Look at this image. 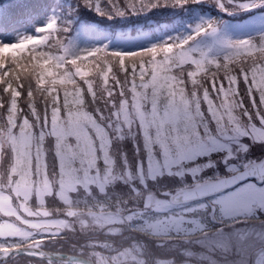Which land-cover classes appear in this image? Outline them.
<instances>
[{"label": "snow or ice", "instance_id": "obj_1", "mask_svg": "<svg viewBox=\"0 0 264 264\" xmlns=\"http://www.w3.org/2000/svg\"><path fill=\"white\" fill-rule=\"evenodd\" d=\"M201 2L79 0L109 19ZM204 2L228 15L264 6V0ZM33 9V0H0V32L12 29ZM221 24L209 20L186 37L132 51L104 45L70 52L63 35L67 25L52 18L36 29L37 35L0 42V264H85L88 245L76 243L75 227L46 230L39 221L62 225L72 216L69 206L76 198L108 194L93 183L73 185L61 179L65 169L82 171L86 137L91 139L89 151L96 153L92 172L103 174L110 158L113 170L119 167L139 178L153 158L168 162L190 156L194 158L181 162L187 170L180 182L194 185L220 176L234 181L191 205L246 190L264 194V174H245L252 163H264V157H251V144L236 139L247 136L253 144H264V12L239 22L238 27L255 30L242 39H220ZM203 33L219 40L222 56L190 44ZM224 135L235 144L226 153L216 152ZM125 141L132 143L137 157L135 170L127 154L113 148ZM29 171L34 182L38 175L47 177L44 188L29 189Z\"/></svg>", "mask_w": 264, "mask_h": 264}, {"label": "rangeland", "instance_id": "obj_2", "mask_svg": "<svg viewBox=\"0 0 264 264\" xmlns=\"http://www.w3.org/2000/svg\"><path fill=\"white\" fill-rule=\"evenodd\" d=\"M37 2H39V0H33L34 6H35V3ZM36 12L39 14L38 9H36ZM35 18L37 20L36 22H39V18L37 16H35ZM184 21H186V19H183L181 21V25L183 27H184ZM237 25L238 24H235L234 26L227 25V27H224L222 31H219L220 39H225V40L230 39L231 33H236L235 36H243V34L255 31L254 29H250V28H240ZM10 30L13 33L21 32V31L23 34L29 33V30L26 29V27H24L23 24H20V25L18 24L17 27L14 26ZM204 37L203 39H201L200 42H198V44L194 45L197 48V51L203 49L210 56H217L220 54H224L225 49L219 43L218 39H215L212 36V34L208 37H205V38ZM236 129L238 132L243 133V129L240 126L237 125ZM213 138L215 139V137ZM236 139H242L243 143L251 144V147L253 149L252 152H254L253 154L259 153L258 151H256L255 147H253L257 144H253L248 139L247 136H243L242 138L238 137ZM234 144H235V140L232 136L224 135V136H221L217 140L216 148H214L213 150L215 151L223 150L227 152L230 148L234 146ZM90 145H91V139L86 137L85 140L82 141V149L80 153V157L86 158V161L82 162V166L84 165V166L89 167V171L91 168H94L93 166L96 161L93 149L89 151ZM192 158L194 157L181 156L174 160L170 159L168 162H166L163 159H161L160 161H157L156 159L153 158L150 161V163L147 165L148 166L147 175L149 179L146 180L145 175H143L142 177H139V179L141 180V183L138 185H134L133 188L141 187L144 189V191L150 190L153 193H156V191L159 188H161L160 185L163 184L167 179L165 176H162L163 175L162 173H165V174L171 173L174 170L173 166H176V164L178 163L181 164L182 161L186 162L187 160L192 159ZM103 174L104 175H101V177L98 176L100 174H97V177L95 178L86 176L84 177L83 180L71 179V184L93 183L99 188H102L104 184H112V182L121 180V177H118V178L111 177L110 175H112L113 173L110 170H108V173L106 174L103 173ZM177 174L182 175L183 172L179 171ZM132 177L133 176H130V175H124L123 179H128ZM156 177H160L158 184L150 185L149 181H155V179H157ZM25 182L27 186L29 187V189H31L29 180L26 179ZM138 192H139L138 189L134 191L135 194H138ZM225 195H230L228 198L229 200L224 199ZM225 195L222 196L220 199L216 200V202L221 206V209L223 211L225 210L230 211L236 205L235 199H239V203H238L239 208L234 209V210L243 211V210H246L245 207H248L247 208L248 211L251 210V212H254L255 208H258L264 213V194H261L259 192H255L252 190H246L240 195H232V194H225ZM229 201H232V203H230ZM170 203H171L170 196L167 198H158V197L150 196L149 198L146 197L145 200L142 202V204L138 203L137 205H135L132 211L131 210L129 211L126 208L127 212L124 214L123 217H118V216L117 217L110 216V217H103V218L97 217V219H94V221L96 222V224L100 223V227H102L104 223L108 222L104 230L105 235H111V234L120 235L122 231V224L125 223V221H133L135 219L144 220L143 224L145 226V229H148L154 234L168 233V231H174L175 229H179V228H181V230L186 231V232H190L191 230H194L195 228L189 229L187 227L188 226L187 224L190 221L189 219L190 215L195 214L196 212V210H194L196 209L194 208L195 205L186 204V205L174 206ZM228 214H230V212ZM233 216L235 215H232L229 218H232ZM114 220L116 221L115 228H112V223L114 222ZM49 223L55 224L56 222H54V220H49ZM191 224L194 225L195 222H191ZM100 245L103 246L102 244ZM133 245H134V248L137 250L138 249L137 246L139 245L138 244L137 245L133 244ZM91 252L97 253L99 258L100 256H103L97 250H94ZM128 254H130L128 252V249L117 251L115 252L114 257L111 258L110 261L112 263L125 261L126 259H128ZM103 259L105 260L104 256H103ZM159 263L164 264L165 261L159 259ZM260 263L261 262H259L258 264Z\"/></svg>", "mask_w": 264, "mask_h": 264}, {"label": "trees", "instance_id": "obj_3", "mask_svg": "<svg viewBox=\"0 0 264 264\" xmlns=\"http://www.w3.org/2000/svg\"><path fill=\"white\" fill-rule=\"evenodd\" d=\"M86 42H84V43H81L80 45H77V46H75L74 48L75 49H78L79 51L81 50V48H83V46H85L86 44H85ZM75 49H73V50H71V51H75Z\"/></svg>", "mask_w": 264, "mask_h": 264}]
</instances>
